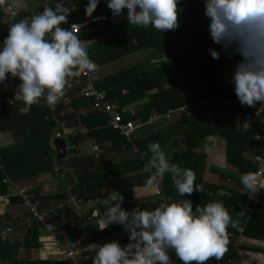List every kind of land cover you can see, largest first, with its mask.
<instances>
[{
    "label": "trees",
    "instance_id": "16d2710c",
    "mask_svg": "<svg viewBox=\"0 0 264 264\" xmlns=\"http://www.w3.org/2000/svg\"><path fill=\"white\" fill-rule=\"evenodd\" d=\"M37 1L43 2L45 0ZM75 2L82 5V9L73 15V22H79L84 17L100 13L112 21L106 23L105 27H102L96 35L91 34V32H96V30H91L80 36L82 40L96 38L101 31H104L102 33L104 34L103 39L87 46L88 57L94 63L98 61L99 64L103 65L119 57L137 52L142 47H152L160 55L168 53L172 55L167 62L161 63L157 67L140 71L141 65L135 64L93 83L96 90L105 92L109 102L117 104L121 111L123 122L138 121L142 124L147 123L156 113L157 107H160L162 114H166L170 110L180 109L186 105H193L207 100L228 102L237 99L233 91V85L224 83L218 74V70L226 66H233L239 57L230 59L226 54L221 53L220 58L214 60L208 53L210 47L217 50L219 48L213 44L207 33L208 21L203 15V0H179L177 4L178 27L167 32H159L151 26L143 28L128 24L127 19L116 22L117 18L127 16V10H122L120 16L114 17L110 9H108L105 0H100L90 15L85 14L87 0H76ZM55 6L56 2L53 0L51 3L44 5L38 14L46 7L55 8ZM10 12L8 6L2 10L0 23L5 16L11 17ZM26 17H29V14L21 16V18ZM21 18L11 17L12 20L8 28L12 24L21 21ZM8 28L2 29L0 26V41H3L7 36ZM135 41L139 43L138 47L133 46ZM73 78L74 76L68 78V80ZM9 83L12 84L13 88L6 91V97L14 96L20 82L15 78L7 77L3 84H0V88ZM71 84H67L64 89V95L54 106H49L44 97H41L38 103L33 104L26 113V106L22 102L15 101L13 103L14 107L10 106L9 103L0 106V117L6 118L5 120H8L13 125L12 131L15 137V143L12 146L0 149V178L6 177L13 182H17L26 175L32 177L41 174L60 175L63 171H55L53 152L48 144L53 136L56 122H58L59 126L61 124L64 126V130H71L72 135L66 137L70 148L68 153L64 160L57 164L62 168L73 170L78 183L71 190L70 195L67 194V191L60 195L49 197H41L36 194L42 208H48L53 202L57 205H59L58 203L62 204L61 208L56 211L57 216L51 222L55 223V220L61 216L63 211L65 221L68 224L72 220L78 223L76 217L67 210L70 196L73 198L72 203H87L89 201L96 203L99 211V220H101L102 214L113 206L112 204L103 205L98 202L101 197V190L109 186L122 195L121 207L124 210L131 212L136 208L138 209L141 205H134L133 208H130L128 199L131 197L133 188L149 186L147 180L155 170H146V165L153 155L148 149V144L153 143L154 136L138 138L133 140V142L120 137L117 130L108 126V116L93 109V102L90 99L83 96L76 98V95L81 93V89H76ZM160 88L163 89L160 90ZM144 99H148V102L141 106L139 112H123V109L127 106ZM259 123L260 119L254 117L251 120L248 132L244 133L238 130L239 132L236 131L234 133L235 137H239L244 143H249L257 153L261 150V146L253 138ZM82 131H86L88 136L96 139L101 146L108 144L115 151L123 149L124 157H127V159L114 164H105L102 162V156H80L76 148L81 142ZM142 153L145 154L144 159L139 156ZM189 159H191L190 163L193 162L191 164L196 165L199 163L198 157L192 155L190 150L171 158L169 163L181 166ZM227 160L228 163H232L231 160ZM237 166L239 171L243 173H254V166L247 161H241ZM186 169H191L196 173L195 167ZM142 170L143 173L139 175L123 177L126 171L135 172ZM201 173L202 170H200L195 179V185H200ZM67 175L70 178L69 185L72 186L74 182L68 173ZM162 180L164 183L162 187L163 193L171 197L172 202L179 203L184 199L193 201V211L198 205H206L205 190L202 192L194 191L190 195L181 196L172 183L170 173H165ZM3 185V183H0V187H3ZM246 201L249 209L245 211V216L238 223H236L238 217L235 219L231 218L234 222L229 224L226 233L227 235H237V229L241 227L243 228L240 234L241 242L244 243L248 237L264 242V229H262L264 227V209H253L250 204L251 200L247 199ZM159 203H157L156 207ZM70 207H73V204ZM91 221H86L87 226L76 234L77 239H84V244H91L98 239L109 237L119 232L124 233L126 238L129 235L128 231L121 225H109L107 228L99 230L96 223L91 226L87 224ZM79 222L82 224L85 221L80 218ZM38 228L39 225L32 222L26 230L22 241L11 245H3L7 240L5 238L0 239V262L9 260L10 264H61L48 261L29 263L23 259H15L16 253H14V250L18 247L22 246L24 249L30 250L39 246ZM90 235L92 237H89ZM226 249L219 260L213 257L206 264H220L226 260H231L236 249L259 250L245 246L235 248L230 243H227ZM175 262L179 264L177 258L172 260V264Z\"/></svg>",
    "mask_w": 264,
    "mask_h": 264
},
{
    "label": "clouds",
    "instance_id": "9594fccd",
    "mask_svg": "<svg viewBox=\"0 0 264 264\" xmlns=\"http://www.w3.org/2000/svg\"><path fill=\"white\" fill-rule=\"evenodd\" d=\"M100 0H87L85 14L90 15ZM114 17L127 10V22L135 26L153 27L159 32L175 30L179 0H105ZM4 0H0V4ZM203 15L208 21L207 33L216 48L208 53L214 60L224 53L239 57L233 65L231 84L239 103L252 107L264 104V0H203ZM71 8L64 0H56L55 8L12 24L0 41V84L7 77L17 79L14 100L22 102L28 111L44 97L54 106L64 95L68 78L77 72L94 71L95 63L88 57L87 41L78 35L82 25L66 24ZM94 19H100L96 17ZM153 154L146 165L152 171L149 186L156 185L165 173H170L176 191L190 195L204 191L195 185L191 169L170 164L159 143H149ZM240 183L246 192L256 193L257 177L242 174ZM112 202L102 214L100 229L121 225L129 233V243L117 241L90 245L94 251L92 264H172L169 251H174L182 264H206L211 258H221L227 250L226 229L231 217L220 202L196 206L188 199L176 203L162 202L153 210L121 207L118 191L107 194L103 203Z\"/></svg>",
    "mask_w": 264,
    "mask_h": 264
},
{
    "label": "crops",
    "instance_id": "0c3cea01",
    "mask_svg": "<svg viewBox=\"0 0 264 264\" xmlns=\"http://www.w3.org/2000/svg\"><path fill=\"white\" fill-rule=\"evenodd\" d=\"M52 1L53 0H45L43 2H38L37 0H4V3L0 4V13L8 6L9 10L14 13V17L21 18L23 14H29V17L21 18V20H30L32 16L38 14L44 5ZM11 20V17L5 16L0 23L2 29H7ZM102 27H105V24L101 25L100 29H102ZM99 32L100 30L91 32V34L96 35ZM102 33H104V31H101L100 35L96 38L84 40L88 42L87 46L103 39L104 34ZM119 61L120 60H116L115 62L113 60L107 62V64L96 67L94 71H91L90 76L93 83L133 66L122 67V65H119L121 62ZM95 62L98 63V61ZM117 64L119 68L112 69L113 66H117ZM232 72V70H223L220 73L224 83H231ZM68 83L71 84L72 79H69ZM12 88L13 86L10 83L0 88V106L9 103L10 106L14 107V96H5L6 91ZM162 89L163 88H161V90ZM78 95L79 94L76 95V98L80 97V95ZM235 101H238V99L228 102L207 100L193 105H186L180 109L170 110L166 114H162L163 112H160V107H157L155 110L156 113L147 123L142 124L138 121L133 122L137 129L130 141L133 142L135 139L147 138L153 135V143L160 144L161 150L165 153L168 161L190 150L192 155L198 157L199 163L196 165L191 164L193 162L190 163L191 159H189L181 166H178L181 168L195 167V177H197L200 170H202L200 185L203 186L206 193L205 204L210 202L222 203L231 218L235 219L238 217V221L236 222L238 223L240 219L245 216V211L249 209L246 200H251V192H246L243 185L240 183V177L242 174H245V172L239 171L237 164H240L241 161H247L253 165L252 157L254 153H256V150L249 143H244L239 137H235L234 135L236 131H241L240 127L243 114V109L235 104ZM147 102L148 99H144L133 103L124 108L123 112L137 113L141 110V106ZM249 108L250 111L254 113L252 118H259L260 122H264V104L257 103ZM26 112L28 111H25V113ZM5 119L4 117H0V149L10 147L15 143V137L12 131L13 125ZM218 125L219 127L217 128ZM70 135H72L71 130H64L62 124L58 127L57 137L63 140L66 139L65 143L67 144L68 141L66 137ZM76 151L80 156H102V162L105 164H114L127 159V157H124L123 149H121V151H115L108 144L101 146L96 139L89 137L86 131H82L81 142L77 146ZM144 155L145 154L142 153L139 156L141 159H144ZM227 159L231 160L235 165L228 163ZM190 164L191 166H189ZM60 168V171L62 170L63 172L56 176H52L51 174H41L36 177L26 175L21 177V180L17 182H13L6 177L0 178V183L4 184L3 187H0V231L8 226L13 225L16 227L18 222L28 221L27 213L21 208L16 198H10L9 201H4L3 197H12L15 192V187L27 188L41 197L62 194L70 187V178L65 170L62 169V167ZM141 173H143V170L135 172L126 171L123 177L139 175ZM163 184L162 180V184L157 183L152 186L133 188L131 197L135 202L134 205H141L138 208L140 210L151 211L156 207L157 203H161L162 200H171V197L163 193ZM111 191H113V189L110 186L103 188L98 202L103 205L112 204L110 201L108 203L102 202L106 200L107 194ZM58 204L59 205L53 202L48 208L50 209L56 205L61 207L62 204ZM75 204L76 206L73 204V213L78 223H74L72 227L71 222L68 224L67 221H65L62 211L61 216L59 218L57 217L55 223H53V234L50 235L43 228L39 227V246L30 250L24 249L22 246L18 247L14 250V253H16L15 259H23L29 263L48 261L61 264H74L64 261L62 252L69 242L76 241L84 249L83 257H80L77 261H90L92 263V258L95 253L89 248L90 245H103L107 243V241H117L120 245L129 243L128 237L126 238L124 233L121 232L98 239L91 244H84V239H77L76 234L87 226L86 221L92 220L87 224L91 226L96 223L99 230H101L100 228L103 225L101 224V220H99V211L96 207V203L89 201L87 203L78 202ZM89 212H91V217L85 218ZM80 218H83L85 222L80 224ZM232 222H234V220L231 219V223ZM31 224L30 222L26 227L17 226L13 232L5 238L7 241L3 243V245L21 242L26 230ZM262 229H264V227ZM237 230L243 231V228L239 227ZM89 237H92V235ZM124 239L126 240L125 242ZM240 246L259 250L236 249L232 258L233 264H264V242L253 237H248ZM0 264H10V261L0 262ZM173 264L177 263L175 262ZM179 264H182V262L179 261Z\"/></svg>",
    "mask_w": 264,
    "mask_h": 264
},
{
    "label": "built area",
    "instance_id": "2783aa9c",
    "mask_svg": "<svg viewBox=\"0 0 264 264\" xmlns=\"http://www.w3.org/2000/svg\"><path fill=\"white\" fill-rule=\"evenodd\" d=\"M76 0H64L65 6L71 8V12L68 16V20L66 24L61 25V27L70 29L71 25L78 24L82 25L80 28V31L78 33L79 36H82L88 31L93 30H100L101 25H104L106 23L112 22L110 19H108L104 14H96L90 17H84L83 20L79 22H73V15L78 13L82 9V5L77 4L75 2ZM11 17L14 16V13L10 12ZM96 17H99L100 19H94ZM72 87L76 89H81V96L84 98L90 99L93 102V109L96 111H100L105 113L108 116V126L111 127L114 130L118 131V134L120 137L124 138L127 141H130L131 138L134 135V132L136 131V125L133 122H123L121 111L117 104L111 103L107 100L106 94L104 91H98L93 86V81L90 76L89 71L84 72H77L74 75V78L72 79ZM235 104L240 106L243 109L242 114V121H241V127L240 130L244 133L248 132L250 130L251 126V119L252 113L250 111L249 106L241 105L239 101H235ZM253 140L261 146V150L257 153H254L252 157V164L254 166V175L257 177V192L252 193L251 192V207L253 209L262 208L264 209V122H260L259 125L256 128L254 138ZM66 139H64V142ZM69 146L66 143V154L69 151ZM159 184H162V179L158 180ZM10 198H16L19 201V204L23 210L28 215V221L27 222H18L19 227H26L30 222L35 223L39 225V227L43 228L46 232H48L50 235L54 232V225L51 222V220L57 216L56 211L59 210L60 206H53L50 209H43L40 200L38 199L37 195L24 187H15V192L12 197L5 196L3 197L4 201H9ZM168 202L171 203L170 199H164L162 202ZM69 204H73L70 200L68 202V208L67 210L73 213V207H70ZM135 202L132 199V197H129L128 199V206L130 208H133ZM62 206V205H61ZM74 220L71 221V226H74ZM16 226V227H17ZM15 226H8L3 228L0 231V239L8 237L13 230L16 228ZM242 233V230H237V235L234 234H228L227 239L228 243H230L233 247L238 248L241 245L240 240V234ZM84 249L81 247V245L76 242L72 241L69 242V244L66 246L65 249H63L62 255L63 259L66 262H71L74 264H92L90 261H81L78 262L77 259L80 257H83ZM169 255L171 260H175L176 256L174 251H169ZM220 264H233L232 259L226 260Z\"/></svg>",
    "mask_w": 264,
    "mask_h": 264
},
{
    "label": "rangeland",
    "instance_id": "374dc122",
    "mask_svg": "<svg viewBox=\"0 0 264 264\" xmlns=\"http://www.w3.org/2000/svg\"><path fill=\"white\" fill-rule=\"evenodd\" d=\"M123 19H126V16L121 17V18H117L115 21L117 22V21H120ZM133 46L138 47L139 43L137 41H135V42H133ZM170 54L171 53H168L165 55H160V54H158L157 50L152 48V47H142V48H139V50L137 52H134L132 54H128V55L123 56V57H119L116 60L121 61V62L119 61L120 62L119 65H122V67H125V66L128 67L130 65L140 64L141 65L140 71H144V70H147V69H150L153 67H157L161 63L167 62L172 57V55H170ZM116 60H114V61L116 62ZM95 65H96V67H99V66H103L104 64L102 65V64L95 62ZM119 65L118 64H117V66L114 65L112 69H118ZM223 70L224 71H230V70L233 71V66H226V67L219 69L218 73H219L220 77H221L220 73ZM221 79H223V78H221ZM79 95L81 96V94H79ZM107 242H110V241H107Z\"/></svg>",
    "mask_w": 264,
    "mask_h": 264
},
{
    "label": "water",
    "instance_id": "95a60500",
    "mask_svg": "<svg viewBox=\"0 0 264 264\" xmlns=\"http://www.w3.org/2000/svg\"><path fill=\"white\" fill-rule=\"evenodd\" d=\"M58 127H59V123L56 122V127L53 136L49 140V146L53 152V165L56 172L61 169L57 163L62 162L66 156V143L64 142L63 139L57 137ZM62 169H64L71 176V179L74 182V184L67 189V194L70 195L71 190L77 185L78 179L73 174V170H69L67 168H62ZM70 199L71 201H73V198L71 196ZM73 204L76 206L75 203ZM90 217H91V212H89L85 218H90Z\"/></svg>",
    "mask_w": 264,
    "mask_h": 264
}]
</instances>
